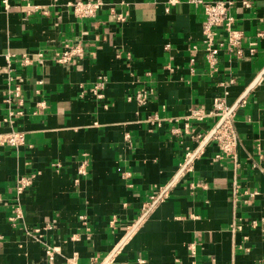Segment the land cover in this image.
I'll return each mask as SVG.
<instances>
[{"label": "crops", "instance_id": "crops-1", "mask_svg": "<svg viewBox=\"0 0 264 264\" xmlns=\"http://www.w3.org/2000/svg\"><path fill=\"white\" fill-rule=\"evenodd\" d=\"M6 1L0 133L25 140L0 144V264H264V0H232L242 45L255 51L239 58L225 43L214 66L199 3L102 0L80 17L69 0ZM78 41L72 61L51 58ZM17 75L22 115L9 124ZM100 76L103 96L92 91ZM141 89L144 103L133 97ZM216 97L235 134L219 157L208 137L221 120Z\"/></svg>", "mask_w": 264, "mask_h": 264}, {"label": "built area", "instance_id": "built-area-1", "mask_svg": "<svg viewBox=\"0 0 264 264\" xmlns=\"http://www.w3.org/2000/svg\"><path fill=\"white\" fill-rule=\"evenodd\" d=\"M5 5L7 4L6 0H3ZM171 2H174L175 0H170ZM194 3L202 4L204 8V19L202 24V40L204 43V56L208 60V62L214 66L215 62L217 60V54L219 49L223 44H227V47L230 50H234L237 57H241L246 54H252L255 51L254 47H243L242 45V32L241 29L237 28L234 23V16L231 12L234 2L232 0H188ZM241 2L249 6L250 2L247 0H241ZM102 0H69L68 5L72 9L73 13L80 17H92L95 15L96 11L100 6L102 5ZM118 18L120 20L123 19V16L121 14L118 15ZM217 28H220L223 30V34L219 36V33L217 31ZM82 51V45L80 41L78 42H65L63 47L59 48V50L54 51L51 58L57 62V63H67L72 61L75 56H77ZM43 55V51H40L37 53L38 57H41ZM21 62L22 64L30 62L31 58H29V55L27 52H23L21 55ZM24 78L21 76H9V82H13V87H11L8 90V94L5 97L6 102H8L9 110L8 114H10V117H7L4 119V121L8 122L9 124L12 122L11 116L14 114L22 115V110H14L13 109V103H12V96H15L17 98V104L19 106H22L23 100L22 96H20L21 86L23 83ZM42 83V80L39 81ZM105 84V79L100 76V78L97 80L95 85L92 87V91L97 94V96H103L101 93V88H103ZM147 91L145 90H137L133 97L136 98V100L140 103L146 102L148 99L147 97ZM45 101L42 100L40 102H37V106L44 105ZM214 107L217 111L216 113L219 114L220 117V124L217 126V128L213 131V134L211 137L214 138L216 141V144L218 145V148L220 150V153H217L215 157H219L220 155L226 153L230 154L232 153L235 147V134L234 131H232L231 124H230V118L232 116L231 108L229 104L224 99L215 98L214 99ZM190 113L196 117L197 119H201L203 117V114L193 109L190 111ZM25 140V135L23 132L9 129L6 132L0 133V144H9L13 146H17L20 144H23ZM190 153V151L187 150L185 157ZM84 165V162L81 163L80 167ZM81 171H84L81 169ZM32 178L29 176L24 177H18L15 181V188L16 192L19 195L23 192L26 185L31 183ZM256 193V191L250 192V195ZM1 201V197H0ZM14 213L11 215V218L14 220L15 218L19 217L22 213L21 207L18 205L14 206L13 209ZM83 218V216H80ZM252 225H256L255 219H251L250 221ZM240 227V225H238Z\"/></svg>", "mask_w": 264, "mask_h": 264}, {"label": "water", "instance_id": "water-1", "mask_svg": "<svg viewBox=\"0 0 264 264\" xmlns=\"http://www.w3.org/2000/svg\"><path fill=\"white\" fill-rule=\"evenodd\" d=\"M216 128H217V127H216ZM216 128H215V129H216ZM215 129H214V130H215ZM214 130H213V131H214ZM213 131L208 135V137H210V136L213 134Z\"/></svg>", "mask_w": 264, "mask_h": 264}]
</instances>
